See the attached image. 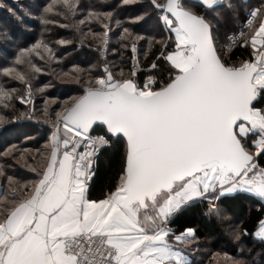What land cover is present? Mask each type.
Wrapping results in <instances>:
<instances>
[{
	"label": "snow or ice",
	"instance_id": "obj_1",
	"mask_svg": "<svg viewBox=\"0 0 264 264\" xmlns=\"http://www.w3.org/2000/svg\"><path fill=\"white\" fill-rule=\"evenodd\" d=\"M149 5L152 13L144 15H154L174 34L166 79L149 77L141 84L114 78L105 68L106 76L94 77L69 108L56 114L46 165L32 169L38 179L20 191L13 188V202L4 204L0 264H192L188 246L195 247L199 237L194 227L178 231L171 226L179 212L203 201L205 215L222 217L229 211L220 206L223 197L247 192L264 198V164L258 160L264 159V0L248 13V33H240L253 55L237 62L229 57L231 42L221 46L217 40L220 25L236 18L234 4L149 0ZM221 6L228 9L223 19L215 12ZM60 7L72 11L76 5L55 0L43 7L41 19L62 14ZM17 8L24 15L6 9L0 40H10L31 17L23 5ZM93 15L111 14L90 11L89 18ZM44 49L47 45L42 49L39 41L20 49L12 66L0 72L16 73L14 79L27 83L16 65L35 68L32 57ZM14 99L16 89L0 85V105L7 107ZM94 125L104 127V133L93 135ZM112 134L127 138L122 174L114 191L92 199L88 181L94 159L110 145ZM84 138L89 147L78 153ZM10 150L15 146L3 156ZM242 234L264 242V218L253 233L233 228L236 240Z\"/></svg>",
	"mask_w": 264,
	"mask_h": 264
},
{
	"label": "trees",
	"instance_id": "obj_2",
	"mask_svg": "<svg viewBox=\"0 0 264 264\" xmlns=\"http://www.w3.org/2000/svg\"><path fill=\"white\" fill-rule=\"evenodd\" d=\"M0 1V23L9 15L6 9H14L19 15H24L17 8V4L23 5L32 13L14 37L7 41L0 40V69L12 66L20 49L29 48L38 41L42 49L47 45V49L51 50L44 49L40 56L32 57L31 64L35 68L16 65L18 71L26 76L27 83L14 79L16 73L9 76L0 72V85L16 89L17 96L9 106L0 105L2 216L4 204L13 202L12 189L17 188L20 191L26 182L38 179L32 169L37 165H46L51 131L45 120L56 117L59 111L70 106L76 97L83 94L84 87L94 77L104 75L105 62L110 64L114 76L115 73L124 75L126 72L137 83L146 82L148 75L160 80L166 79L167 69L170 67V62L166 59L167 52L173 46L169 36L174 35L154 15L151 19L144 15L152 13L149 0H128L127 3L125 0H70V3L76 5L72 11L60 7L58 12L62 14L53 12L43 19V7L55 0ZM192 3L199 6V3ZM259 3L261 0H222L221 5L236 6V18L220 25L217 40L226 41L230 33L237 32L244 20L245 9ZM36 7L41 11H35ZM200 10L204 11L203 8ZM90 11L111 15L101 19H96L95 15L89 18ZM215 12L223 19L228 14V9L221 6ZM141 15L144 18L136 21L135 17ZM81 20H85V23L81 24ZM116 21L120 23L117 24ZM108 23L111 28L108 31L109 40L105 42L104 33H107V29L104 24ZM124 29H128V32L125 33ZM0 31L3 29L0 28ZM135 42L138 45L136 53L131 46ZM102 49L107 51L106 58L101 56ZM161 52H164V56H161ZM253 52L250 45L242 46L238 43L231 46L229 57L237 62L250 58ZM135 54L142 69L133 76L131 58ZM153 64L156 65L154 69L151 68ZM28 84L31 85L30 92L33 93L35 102L34 114L39 117L38 120L26 117L29 105L18 98H26ZM95 128V134L105 131L104 127ZM109 139L110 145L103 147L89 182L88 192L92 199L102 198V194L114 191L122 174L127 143L121 136L115 138L111 135ZM9 146H15V150H10L9 156L5 157L3 153ZM20 152L24 155H19ZM258 160L264 164V159L258 157ZM9 176L12 177L11 182L6 178ZM220 206L229 211L222 217L207 216V204L203 201L196 202L179 212L171 222V226L178 231H183L186 227L196 228L199 242H193L195 247L188 246L192 264H216V256L224 253L244 258L246 264H264V242L252 234H242L240 240H236L233 235V228L237 226L248 229L249 233L254 232L257 220L264 218V200L256 194L242 192L223 197Z\"/></svg>",
	"mask_w": 264,
	"mask_h": 264
},
{
	"label": "rangeland",
	"instance_id": "obj_3",
	"mask_svg": "<svg viewBox=\"0 0 264 264\" xmlns=\"http://www.w3.org/2000/svg\"><path fill=\"white\" fill-rule=\"evenodd\" d=\"M0 2H2V1H0ZM261 5V3H259V5L258 6H260ZM247 9V8H246ZM245 9V13H246V10ZM245 17V16H244ZM108 25V28H107V39L105 40V42H108V40H109V34H108V31L110 30V28H111V25L108 23L107 24ZM231 34V33H230ZM230 34L227 36V40L226 41H222V40H218V43L221 45V46H227V45H229V43H228V41H229V36H230ZM174 35V34H173ZM105 39V38H104ZM136 43V42H135ZM135 43H132V45L133 44H135ZM131 45V46H132ZM248 45H250V43L248 44ZM251 46V45H250ZM107 51L106 50H104V49H102L101 50V56H102V58H104L103 56H104V54H106L107 55V53H106ZM107 57V56H106ZM105 63H108V62H105ZM109 64V63H108ZM110 65V64H109ZM110 69H111V66H110ZM111 73H112V75L114 76V74H113V72H112V69H111ZM115 73V72H114ZM103 76V75H102ZM115 76L117 77V79H120V78H131V76H129V74L127 73L126 74V72L124 73V75L123 74H117V73H115ZM114 76V77H115ZM100 77V76H99ZM115 77V78H116ZM30 99V103H25V104H28L29 106V108H28V113H27V115H26V117L27 118H31V119H33V120H38L39 119V117H37L35 114H34V111H35V102H34V97H33V93H31V96L29 97V95H28V92H27V95H26V98H24V100H29ZM24 100H23V102H24ZM71 106V105H70ZM69 107V106H68ZM68 107H65V108H63L61 111H59L58 113H63ZM45 120V119H44ZM45 122H47V124H48V127L50 128V140H51V136H52V133H53V131H55V128H54V125L56 124V122H57V117H50V118H48L47 120H45ZM61 133L63 134V127L61 126ZM62 138H63V136H62ZM264 199V198H263ZM226 216V218H230V217H228L227 215H225ZM225 254V253H224ZM224 254H221V255H218V256H216V259H215V263L216 264H234V261H240V262H242V264H246V261H245V259L244 258H237V256L236 257H233L232 255H230V254H228V253H226L227 255L225 256Z\"/></svg>",
	"mask_w": 264,
	"mask_h": 264
},
{
	"label": "built area",
	"instance_id": "obj_4",
	"mask_svg": "<svg viewBox=\"0 0 264 264\" xmlns=\"http://www.w3.org/2000/svg\"><path fill=\"white\" fill-rule=\"evenodd\" d=\"M256 7H259V6H258V5H253V6H251V7L246 11V13H245V17H244V20H243V22H242V24H241V26H240V29H239L237 32H233V33L230 34L228 43L230 44V42H231V46L236 45V44H238V43H240L242 46H245L243 40L240 39V33H241V32H244L245 34L248 33L249 30H248V28H247V26H246V21H247V19L249 18L248 13H249V11H250L251 9L256 8ZM132 50H133V47H132ZM137 50H138V45L135 43V50H133V52L136 53ZM106 56H107V55L104 54L103 57L106 58ZM105 68H107V70L111 72L110 65H109L108 63H105V64H104V75H103V76H106V75H107V73H106V71H105ZM141 69H142V67L140 66L139 61H138V58H137V55L135 54V55H133V57L131 58V70H132L133 73H136V72L140 71ZM149 77H151V76L148 75V76H147V79H148ZM61 126H62V125H61ZM62 127H63V126H62ZM61 134H62V133H61ZM92 134H93V135H97V134H95V133H92ZM99 134H103V133H99ZM88 147H89V146H88V144H87V142H86V138H84V142H81V143L79 144V146L77 147V152H78V153H79V152H84L85 149L88 148ZM102 149H103V148H102ZM102 149L96 154L95 159H94V165H95V162H96L98 156H100V154H101V152H102ZM93 171H94V168H93ZM92 175H93V174H92ZM91 177H92V176H91ZM89 182H90V180L88 181V186H89Z\"/></svg>",
	"mask_w": 264,
	"mask_h": 264
},
{
	"label": "water",
	"instance_id": "obj_5",
	"mask_svg": "<svg viewBox=\"0 0 264 264\" xmlns=\"http://www.w3.org/2000/svg\"><path fill=\"white\" fill-rule=\"evenodd\" d=\"M222 0H220V2H221ZM192 2H195V3H199V0H192ZM114 77V76H113ZM115 78V77H114ZM70 107V106H69ZM68 107V108H69ZM99 123V122H98ZM94 127H96V125H94ZM112 136L113 137H115V138H117V137H119V136H121V137H123L124 139H125V141H126V143H127V138L123 135V134H112Z\"/></svg>",
	"mask_w": 264,
	"mask_h": 264
},
{
	"label": "crops",
	"instance_id": "obj_6",
	"mask_svg": "<svg viewBox=\"0 0 264 264\" xmlns=\"http://www.w3.org/2000/svg\"><path fill=\"white\" fill-rule=\"evenodd\" d=\"M63 148H64V146H63V144H61V150H63ZM263 199V198H262ZM264 200V199H263Z\"/></svg>",
	"mask_w": 264,
	"mask_h": 264
}]
</instances>
